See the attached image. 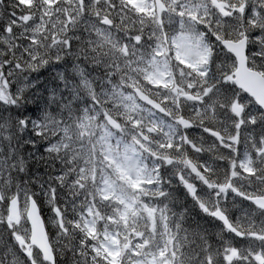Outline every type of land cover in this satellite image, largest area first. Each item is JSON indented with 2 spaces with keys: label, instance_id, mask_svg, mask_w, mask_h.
I'll use <instances>...</instances> for the list:
<instances>
[{
  "label": "snow or ice",
  "instance_id": "6c2138e0",
  "mask_svg": "<svg viewBox=\"0 0 264 264\" xmlns=\"http://www.w3.org/2000/svg\"><path fill=\"white\" fill-rule=\"evenodd\" d=\"M0 264H264V0H0Z\"/></svg>",
  "mask_w": 264,
  "mask_h": 264
},
{
  "label": "trees",
  "instance_id": "16d2710c",
  "mask_svg": "<svg viewBox=\"0 0 264 264\" xmlns=\"http://www.w3.org/2000/svg\"><path fill=\"white\" fill-rule=\"evenodd\" d=\"M49 71H50V69L48 66L39 70L38 73L41 74V81H40V83H38L36 85L37 88L44 89L45 91L47 90L45 86L49 84L50 78L53 77V76H51ZM57 85H60V82H58V80H51V86L52 87H56ZM60 86L62 87V85H60ZM28 109L30 112H35V106L34 105H31V104L28 105Z\"/></svg>",
  "mask_w": 264,
  "mask_h": 264
},
{
  "label": "rangeland",
  "instance_id": "374dc122",
  "mask_svg": "<svg viewBox=\"0 0 264 264\" xmlns=\"http://www.w3.org/2000/svg\"><path fill=\"white\" fill-rule=\"evenodd\" d=\"M32 78V77H31Z\"/></svg>",
  "mask_w": 264,
  "mask_h": 264
}]
</instances>
